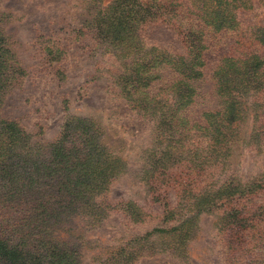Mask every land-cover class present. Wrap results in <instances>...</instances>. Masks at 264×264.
I'll list each match as a JSON object with an SVG mask.
<instances>
[{"label":"rangeland","instance_id":"obj_1","mask_svg":"<svg viewBox=\"0 0 264 264\" xmlns=\"http://www.w3.org/2000/svg\"><path fill=\"white\" fill-rule=\"evenodd\" d=\"M110 1L0 0V264H226L216 217L196 210L197 189L245 184L264 170V148L245 145L253 107L248 100L228 169L212 160L202 182L193 152L155 141L153 122L112 82L125 60L90 25ZM236 15L239 28L264 26V1ZM142 37L180 52L161 24ZM232 44L223 37L207 61L191 119L217 109L212 72ZM87 122L102 134L99 160L78 129ZM185 219L192 226L180 228Z\"/></svg>","mask_w":264,"mask_h":264},{"label":"trees","instance_id":"obj_2","mask_svg":"<svg viewBox=\"0 0 264 264\" xmlns=\"http://www.w3.org/2000/svg\"><path fill=\"white\" fill-rule=\"evenodd\" d=\"M248 3L249 0H111L101 11L98 9L90 24L95 29L98 26L96 34H101L103 42L125 60L121 63L123 73L112 76V82L124 89L122 98L130 110L153 122L155 141L193 152L202 182L212 160L217 170L228 169L233 146L241 140L248 100L254 120L245 145L256 153L264 148V56L260 54L264 49V26L239 28L237 10H246ZM157 24L173 34L180 52L172 46L159 48L155 42L145 45L143 31ZM226 36L232 39V52L219 57L212 72L217 109L202 111L200 122L193 120L190 109L198 96L203 69L217 55ZM145 48L148 49L143 52ZM258 102L263 103L258 106ZM78 129L88 134L89 156L99 160L106 151L102 134L92 132L89 122ZM9 132L12 134V130ZM7 134L3 128L0 139ZM196 196L198 213L216 217L219 242L229 260H224L226 264H264V223L256 214L264 212L257 204L264 201V170L245 184L226 180L211 189L203 185ZM190 219L183 220L180 228L192 226Z\"/></svg>","mask_w":264,"mask_h":264}]
</instances>
